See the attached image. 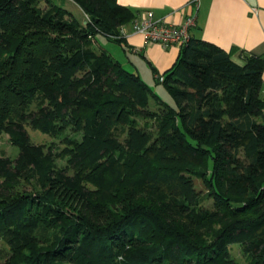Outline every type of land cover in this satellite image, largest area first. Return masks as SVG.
<instances>
[{"label": "trees", "instance_id": "1", "mask_svg": "<svg viewBox=\"0 0 264 264\" xmlns=\"http://www.w3.org/2000/svg\"><path fill=\"white\" fill-rule=\"evenodd\" d=\"M47 1L0 0V134L19 148L0 155V236L13 252L0 264H239L232 243L264 264V57L240 63L192 36L156 73L172 106L97 42H124L135 11L73 0L78 20ZM28 123L83 131L67 141L73 173L53 166ZM23 181L35 191L18 192ZM51 227L58 239L38 247Z\"/></svg>", "mask_w": 264, "mask_h": 264}, {"label": "crops", "instance_id": "2", "mask_svg": "<svg viewBox=\"0 0 264 264\" xmlns=\"http://www.w3.org/2000/svg\"><path fill=\"white\" fill-rule=\"evenodd\" d=\"M118 2L137 14L152 11L155 17L175 23H180L194 10L191 0ZM124 28L127 33L124 42L115 43L119 46L118 56L106 49L127 69L138 72L143 80L144 74L148 79L156 81V73H164L174 65L181 47L175 45L165 48L159 43L147 41L144 35L133 32L132 21L124 25ZM191 33L195 38L208 40L223 47L240 63H244L242 54L264 57V0H200L197 25Z\"/></svg>", "mask_w": 264, "mask_h": 264}, {"label": "rangeland", "instance_id": "3", "mask_svg": "<svg viewBox=\"0 0 264 264\" xmlns=\"http://www.w3.org/2000/svg\"><path fill=\"white\" fill-rule=\"evenodd\" d=\"M59 4L64 5L71 13L72 16L76 17L78 20H84L85 14L82 9L77 5L73 0H56ZM47 0H41L40 6L42 8H46L49 6ZM97 42L108 50L112 51L115 56H118V45L115 41H110L104 38L102 35L97 36ZM145 80L152 86L155 90V93L165 102L175 106L176 102L170 92L165 88L164 84L159 81H155L154 79H148L146 75H144ZM153 106H156V102L153 103ZM151 107V106H150ZM139 121L141 124L144 123V118L139 117ZM70 123V122H69ZM66 124V126L58 129L55 135H50L47 133H43L42 131L33 128L29 123L27 125L28 130L31 134V139L35 143H42L46 146L47 149H51L54 153L53 155V166L55 168L61 167L66 168L69 173H73L72 166L69 163L70 155L65 151L69 147V143L67 141L77 142L84 138L83 131L77 126L73 124ZM124 136H122L119 141H123ZM19 152V148L14 144L11 139V135L7 132H2L0 134V155H7L11 157H15ZM193 182L199 197H204L202 204L206 207H212L213 199L209 197V188L205 183V180L199 178L197 176L193 177ZM92 187L91 183H87ZM35 186L25 183L24 181L21 185L17 186V191L20 193L23 192H34ZM66 194V193H65ZM71 195V194H70ZM56 198V197H55ZM57 199V198H56ZM75 205H80V199H74ZM55 228V227H54ZM53 227L48 228V232L42 233L38 238V247H43L47 240H56L60 235V230L58 228L54 229ZM44 241V242H43ZM232 254L237 259L239 264H248V259L246 258V254L242 249V245L240 243H232L231 244ZM13 256V252L11 247L6 243V241L0 236V263L5 262L8 258Z\"/></svg>", "mask_w": 264, "mask_h": 264}, {"label": "built area", "instance_id": "4", "mask_svg": "<svg viewBox=\"0 0 264 264\" xmlns=\"http://www.w3.org/2000/svg\"><path fill=\"white\" fill-rule=\"evenodd\" d=\"M200 0H191L194 10L187 14L180 23L168 21L164 18H157L152 11L139 13L132 21L133 32L145 36L149 42H156L165 48L172 46L182 47L192 37V29L197 25V12ZM127 33L122 27V35ZM163 79V75L159 76Z\"/></svg>", "mask_w": 264, "mask_h": 264}, {"label": "water", "instance_id": "5", "mask_svg": "<svg viewBox=\"0 0 264 264\" xmlns=\"http://www.w3.org/2000/svg\"><path fill=\"white\" fill-rule=\"evenodd\" d=\"M86 22V21H85Z\"/></svg>", "mask_w": 264, "mask_h": 264}]
</instances>
